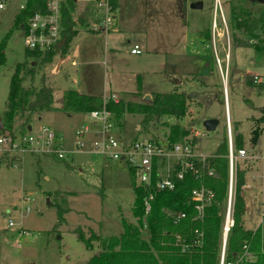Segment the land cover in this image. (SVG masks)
Segmentation results:
<instances>
[{"label":"rangeland","instance_id":"1","mask_svg":"<svg viewBox=\"0 0 264 264\" xmlns=\"http://www.w3.org/2000/svg\"><path fill=\"white\" fill-rule=\"evenodd\" d=\"M202 1L203 7L195 10L191 6L200 3L195 0H118L119 6L115 10L118 26L102 32L101 38L95 39V54L91 57L95 58L94 64L81 65L71 58L56 74L52 72L53 64L63 56L57 55L48 64L40 61L38 64L35 58H29L28 63L39 70L34 85L37 86L39 79L44 77L45 83L53 88L55 110L33 114L31 131L26 129L28 124L17 122L14 138L17 137L18 142L19 137H36L47 127L63 137L65 149L74 150L76 130L92 126L93 121L88 114L67 115L61 110L63 93L68 90L93 93L103 98L114 94L117 97L112 98L124 104L146 102V96H150L151 102L156 95L185 93L193 98L184 119L166 117L147 125L142 116L125 113L119 121L113 119L119 124L115 135L122 137L124 142L151 138L165 140L171 126L177 125L181 132H189L183 141L196 137L197 132V151L210 155L227 136V121L234 140L235 127L239 124L238 132L244 147L254 157L235 163V168L246 171V181L251 187L242 189L243 195L241 193L248 203L242 225L244 229H256L264 218V165L261 158L264 152L261 134L264 86L261 91L248 85L246 79L264 76V57L258 59L253 48L237 47L245 37L235 30L231 7L232 3L241 1L245 8L256 14L264 4L255 2L256 7H252L255 3L251 0ZM25 2L7 0L5 9L0 10V44L9 35L4 51L6 61L0 67V121L11 78L17 65L25 61V33L15 27L16 16ZM105 13L96 0H77L73 18L85 19V26H77L79 31L88 32L89 27L96 28L95 19H104ZM214 20L223 33V42L229 43L223 52L217 50L219 47L217 43L214 45L208 30ZM206 30L209 35L203 38L201 33ZM202 40H205L207 50L203 49ZM136 44L142 55L130 53ZM184 76H188L187 80L172 90L174 79ZM28 85L29 81L25 83ZM208 119L219 122L213 132H207L203 126ZM253 132L259 138L251 148L249 141H255ZM8 156L0 154V264H87L102 252L103 238L121 236L125 225L139 226L140 236L149 239L147 228L140 227L132 214L135 180L126 163L89 150L72 155L66 161L41 153ZM249 167L254 171L249 172ZM27 197L31 200L29 203L25 200ZM28 207L30 212H27ZM228 207L229 192L226 205L224 203V226ZM230 216H234L233 197ZM11 221L14 227L9 226ZM20 230L30 232V237L20 238ZM81 235L89 240L90 248L81 241ZM92 236L100 239L91 240ZM19 242L21 247H18Z\"/></svg>","mask_w":264,"mask_h":264},{"label":"trees","instance_id":"2","mask_svg":"<svg viewBox=\"0 0 264 264\" xmlns=\"http://www.w3.org/2000/svg\"><path fill=\"white\" fill-rule=\"evenodd\" d=\"M48 1L26 0L25 8L20 10L16 16L15 27L24 30L35 13L39 11L47 13ZM256 4L251 6L256 7ZM110 5L117 10L118 0H110ZM75 9L76 0L61 1V33L55 46L47 51L25 49V61L17 65L11 78L5 111L1 116L4 127L2 134L15 136L14 127L17 122L28 124L26 129H29L33 114L55 110L53 88L45 83L44 77L39 79L37 86L34 85L39 70L27 60L35 58L38 64L39 61L42 64H48L57 55L65 56L68 53L70 44L77 34L76 22L73 20ZM231 13L235 30L245 37V40L237 47L253 48L258 59L264 57V8L255 14L245 8L241 1H238L232 3ZM252 16L254 18L251 20ZM8 37L9 35L0 44V67L6 61L4 51ZM236 41L238 42V39ZM28 81L30 85L25 86ZM246 82L261 91L264 86L258 84L253 76H248ZM191 98L193 97L186 96L185 93L171 92L156 95L151 102L124 104L122 101L116 102L111 98L68 90L63 93L61 110L67 115H73L106 109L112 112L118 121L120 116L128 113L142 116L143 123L149 125L151 122L160 121L166 117L176 120L184 119L188 113V103ZM170 130L167 138L170 146L190 142L193 147H196L199 143L196 137L183 141L189 132H181L177 125L171 126ZM253 133L255 134L253 138L255 145L259 137L255 132ZM234 142L237 150L244 148L241 136L235 137ZM228 150L226 136L222 138L216 151L204 162L205 172L213 171V175L208 176L206 173L203 180L199 181L192 174H188L183 181L177 182L174 191L157 192L152 202V210L148 215L144 209L146 190L138 185L134 170L128 169L135 180L132 214L138 219L140 227L147 228L150 237L143 239L140 236L139 226L125 225L121 236L103 238L102 252L93 256L87 264H220L225 216L224 203L226 205L230 184ZM245 177L246 171L236 168L232 192L234 226L227 237L225 259L231 264H264V219L256 230H246L242 225L245 204L241 193L245 185ZM201 183L214 192L215 198L212 204L205 209L204 218L195 220L198 212L195 209V203L191 200V192L199 188ZM170 213H184L186 218L176 221ZM80 239L86 243L88 248L91 247L89 240H85L82 235ZM98 239L100 238L96 236L91 238V240ZM246 251L252 255L251 258L244 256Z\"/></svg>","mask_w":264,"mask_h":264},{"label":"built area","instance_id":"3","mask_svg":"<svg viewBox=\"0 0 264 264\" xmlns=\"http://www.w3.org/2000/svg\"><path fill=\"white\" fill-rule=\"evenodd\" d=\"M61 1L62 0H49L47 3L48 12L42 13L39 11L30 19L27 28L24 29L26 48L30 50L47 51L58 43L61 33ZM6 2L7 0H0V10L5 9ZM96 3L101 10H105L106 12L105 18L101 20L98 30L108 32L115 27L116 11L110 5V0H96ZM24 8L25 3L21 6L20 10H23ZM217 29L218 26L214 23L213 34H219ZM131 53L135 55L141 54L140 47L135 46ZM253 77L258 84L264 85V76L255 75ZM224 92L225 97H227L226 88ZM113 100L117 102V99ZM88 116L93 121L92 125L98 128V131H94L91 126L79 128L76 131L77 140L75 142L74 150L65 149L63 147V138L45 127L41 130L38 136L19 137L20 139L18 142L16 141L17 137L14 138L12 135L1 134L0 154L21 157L25 154L41 153L51 155L59 161H66L72 155L85 153L89 150L97 155L106 156L112 160L124 162L127 164L128 169L134 170L136 179H138V185L143 186L146 190V197L144 200L146 215L152 210V202L154 201L157 192L174 191L177 182L183 181L188 174H192L195 179L199 181L203 180L206 173L208 176L213 175V171L205 172L204 169V162L208 156L198 153L197 148L193 147L190 142L178 143L173 146H170L167 139H135L129 142H124L122 137L115 135V128L118 127V124L113 122L115 115L112 112L103 109L101 111H92L88 113ZM261 134L264 136V116L262 120ZM195 136L198 138V133H196ZM85 137L87 138L86 140H84ZM227 138L230 166L229 201H232L233 181L236 171L235 163L237 160H246L250 157L247 148L244 147L240 150L235 148L232 133L229 129ZM262 160L264 162V152ZM214 198V192L205 187L202 183L199 188L192 190L191 200L195 203V209L198 212L195 220H201L204 218L205 209L212 204ZM25 200L28 203L31 201L29 200V197ZM30 211L31 209L28 207L27 212ZM230 213L231 205L230 209L228 207L227 219L223 228V238L224 236L228 237L231 228L234 226V220L230 216ZM170 216L176 221L186 218V214L184 213H170ZM9 226L14 227L15 224L11 221ZM196 233L198 234V231H196ZM19 234L20 238L30 237L31 235L30 232L26 230H20ZM226 242L224 241L223 243L220 264H231L226 262L225 259ZM18 247H21L20 242L18 243ZM246 249L247 248H245V250ZM244 256L252 257L247 251Z\"/></svg>","mask_w":264,"mask_h":264},{"label":"crops","instance_id":"4","mask_svg":"<svg viewBox=\"0 0 264 264\" xmlns=\"http://www.w3.org/2000/svg\"><path fill=\"white\" fill-rule=\"evenodd\" d=\"M196 1H198V2H203L202 0H195V2ZM218 2L220 1V0H217ZM76 3H77V0H76ZM118 6H119V4H118ZM118 9V8H117ZM215 9H216V7H215ZM195 10H198V9H195ZM117 11V10H116ZM222 13H223V11H222ZM117 14V12L115 13V15ZM73 15H74V13H73ZM73 20L76 22V30H77V34H76V36L73 38V40H72V42H71V44H70V48H69V51H68V53L65 55V56H63L61 59L62 60H60V59H58L54 64H53V70H52V72H54V73H59L60 72V70L62 69V67H63V65L67 62V60L68 59H73V61H75L76 59H77V62H79V64H81V65H88V64H94V61H93V59H95V58H92L91 59V57L93 56V54H95V51H94V42H95V39H97V38H101V33H102V31H99L98 30V27H99V24H100V22H101V20H98L97 18L95 19V23H96V28L94 27V29H91L90 27H89V29H88V32L86 31V32H81V31H79L78 30V26L77 25H80V24H82V25H86L87 24V21L85 20V19H83V18H81V17H74L73 18ZM214 23H216L217 24V22L214 20L213 21V24ZM118 26V16L116 15L115 16V27H117ZM217 26H218V24H217ZM115 27H113V28H115ZM209 30V32L211 33V37H212V39H214V41H215V45H216V43H217V45L216 46H218L219 48L217 49L219 52L221 51V52H223L224 50H225V48H227L228 46H229V43L228 44H225L224 42H223V40H222V38L221 37H223V33H220V31H219V26H218V29H217V32L219 33V34H213V25H212V28L211 29H208ZM208 30H206L205 32L203 31L202 33H201V35L203 36V38H205V37H208V35L209 34H206V32L208 33ZM118 31V29L116 30V32ZM73 43H77L76 44V46H75V44H74V46H73ZM202 44H203V49L204 50H207L206 48H205V40H202ZM135 46H138L137 44L136 45H134V47L131 49V51L135 48ZM238 48H240V47H238ZM131 51H130V53H131ZM132 54V53H131ZM143 54V52L141 51V54H139V55H142ZM107 55H109L108 53H107ZM132 55H134V56H138V55H135V54H132ZM228 54H226V59L228 58ZM209 66V65H208ZM108 76H109V74H108ZM188 76H191L190 74H188ZM188 76H184V77H181V78H179V79H174V87H173V89L172 90H174V89H176V86H178V88L180 87V85L181 84H183L185 81L184 80H187V78H188ZM143 79V78H142ZM142 82V81H141ZM142 88V87H141ZM141 90V89H140ZM142 91V90H141ZM78 92H80V91H78ZM80 93H82V92H80ZM144 93H145V91H144ZM83 94H85V93H83ZM86 94H88V95H95V96H100V95H96V94H93V93H86ZM102 97V96H101ZM112 97H117V96H115L114 94H112L111 96H110V98L112 99ZM104 98H107V99H109V97H104ZM118 101V100H117ZM93 124V123H92ZM92 127V129L94 130V131H98V128L97 127H95L94 125H92L91 126ZM227 127H228V129L230 130V124H229V121H227ZM139 128V127H138ZM238 128H239V124L238 125H236V127H235V137H237V136H241V134L238 132ZM29 130V129H28ZM32 130V128L30 127V130L29 131H31ZM78 130V129H77ZM76 130V131H77ZM197 133V132H196ZM195 133V134H196ZM0 134H2L1 133V131H0ZM57 134V133H56ZM58 135H60V134H58ZM234 135V134H233ZM60 137H62L61 135H60ZM233 137V136H232ZM63 138V137H62ZM234 141V140H233ZM244 142V141H243ZM199 144V143H198ZM198 144H197V146H196V148L198 147ZM220 144V143H219ZM74 147H75V142H74ZM218 147V146H217ZM249 147H251V148H254L255 147V145L253 144V142L250 140L249 141ZM198 153H200V150L199 151H197ZM213 154V153H212ZM212 154H210V155H204V156H211ZM76 155V154H75ZM203 155V154H202ZM10 156H12V155H9L8 157H10ZM12 157H15V156H12ZM12 157H10V158H12ZM249 157L250 158H248V159H246L245 161H250V159L253 157H251L250 155H249ZM254 158V157H253ZM262 158V157H261ZM240 160H242V159H240ZM251 160H253V159H251ZM263 161V160H262ZM263 165H264V162H263ZM254 171V168L253 167H249V172H253ZM252 178H253V180H255L256 179V176L255 175H253L252 176ZM263 194H264V167H263ZM246 179H247V175H246V177H245V185L243 186V191L245 190V189H249V188H251L250 187V185L247 183V181H246ZM242 191V192H243ZM242 195H243V193H242ZM244 198V197H243ZM244 202H245V210L247 209V206H248V203L246 202V200L244 199ZM264 206V205H263ZM246 212V211H245ZM244 216H245V214H244ZM263 220V219H262ZM244 221V227H245V223H246V221H245V219L243 220ZM261 223H262V221H261ZM261 223H260V225H261ZM259 225V226H260ZM259 226L257 227V228H259ZM246 228V227H245ZM256 228V229H257ZM256 229H247L246 228V230H256Z\"/></svg>","mask_w":264,"mask_h":264},{"label":"water","instance_id":"5","mask_svg":"<svg viewBox=\"0 0 264 264\" xmlns=\"http://www.w3.org/2000/svg\"><path fill=\"white\" fill-rule=\"evenodd\" d=\"M251 2H254V3L257 2V3L264 4V0H251ZM202 7H203V5L201 2L193 4L191 6L192 9H201ZM150 99H151L150 96H146V98H145L146 101H150ZM218 124H219V122L217 120L208 119V120L204 121L203 126L207 132H213L217 129ZM3 128L4 127L2 125V122L0 121V131H2ZM29 130H30V128H29ZM230 205H231V200L229 201V209H230ZM224 241L225 242L227 241V236H224Z\"/></svg>","mask_w":264,"mask_h":264}]
</instances>
